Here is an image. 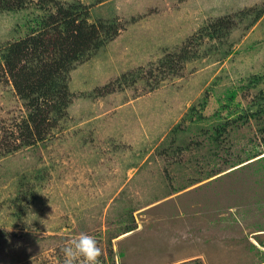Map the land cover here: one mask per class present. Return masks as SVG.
<instances>
[{
    "label": "rangeland",
    "instance_id": "1",
    "mask_svg": "<svg viewBox=\"0 0 264 264\" xmlns=\"http://www.w3.org/2000/svg\"><path fill=\"white\" fill-rule=\"evenodd\" d=\"M55 1L103 24V45L65 74L62 119L24 147L1 56L56 9L0 14V264H62L82 232L101 264H264V114L231 124L264 98V0ZM222 17L230 33L211 41Z\"/></svg>",
    "mask_w": 264,
    "mask_h": 264
},
{
    "label": "trees",
    "instance_id": "2",
    "mask_svg": "<svg viewBox=\"0 0 264 264\" xmlns=\"http://www.w3.org/2000/svg\"><path fill=\"white\" fill-rule=\"evenodd\" d=\"M35 1L45 12V7L50 4L56 11L52 13L49 10L47 15L33 21L34 26L30 25L31 32L23 39L8 44L1 56L15 92L25 101L27 120L20 126L21 146L24 147L31 145L33 139L44 140L46 128L53 127L58 118L62 119L61 117L65 115V108L68 106L65 74L75 62L88 57L103 45L100 31L105 28L100 22L89 24L87 12L82 9V13H78V10H81L79 4L64 8L55 0ZM32 2L34 0H0V14L24 10ZM255 18L257 20L259 16ZM230 21L232 20L222 17L210 23L204 31L207 38L211 41L218 37L219 40L226 38L232 28ZM212 51L220 52L217 47ZM229 54L230 50H226L220 55L227 57ZM178 59L185 60V54L178 55ZM165 60L162 64L167 62ZM181 61L169 60L171 68ZM255 81V77L251 78L247 87L255 85ZM235 95L236 90L228 92L229 103L233 102ZM259 97L260 99L253 102L256 106L254 111L250 108V113L246 117L234 115L231 124L237 120L241 123L243 118L260 121L259 118L264 114V98L261 95ZM226 123L219 125L220 127L213 132L216 142L226 132ZM258 128L264 144V121H260ZM13 150L15 149L10 152ZM248 154L252 156L250 159L255 157V153ZM260 244L264 247L263 242Z\"/></svg>",
    "mask_w": 264,
    "mask_h": 264
},
{
    "label": "clouds",
    "instance_id": "3",
    "mask_svg": "<svg viewBox=\"0 0 264 264\" xmlns=\"http://www.w3.org/2000/svg\"><path fill=\"white\" fill-rule=\"evenodd\" d=\"M60 252L62 264H101L103 254L96 238L83 232L67 240Z\"/></svg>",
    "mask_w": 264,
    "mask_h": 264
}]
</instances>
